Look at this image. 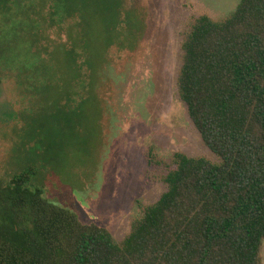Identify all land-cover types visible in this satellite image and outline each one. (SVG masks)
<instances>
[{"label": "trees", "instance_id": "1", "mask_svg": "<svg viewBox=\"0 0 264 264\" xmlns=\"http://www.w3.org/2000/svg\"><path fill=\"white\" fill-rule=\"evenodd\" d=\"M128 1L0 0V84L31 115L46 94L39 83L56 80L59 65L88 80L112 48L136 43ZM182 53L180 98L221 160L175 152L167 189L122 241L49 200L32 162L0 179V264H263L264 0L196 17Z\"/></svg>", "mask_w": 264, "mask_h": 264}, {"label": "rangeland", "instance_id": "2", "mask_svg": "<svg viewBox=\"0 0 264 264\" xmlns=\"http://www.w3.org/2000/svg\"><path fill=\"white\" fill-rule=\"evenodd\" d=\"M239 1L129 0L139 21L134 46L112 48L109 66L96 64L80 84L74 68L59 65L56 80L39 83L46 94L31 115L30 102L0 84V179L37 162L49 200L122 241L167 189L175 152L221 160L191 120L178 76L194 19H220Z\"/></svg>", "mask_w": 264, "mask_h": 264}]
</instances>
